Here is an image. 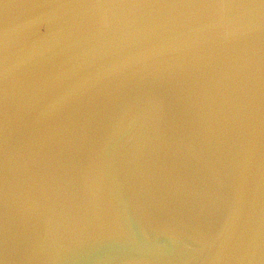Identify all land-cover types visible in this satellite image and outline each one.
<instances>
[{
    "label": "water",
    "instance_id": "water-1",
    "mask_svg": "<svg viewBox=\"0 0 264 264\" xmlns=\"http://www.w3.org/2000/svg\"><path fill=\"white\" fill-rule=\"evenodd\" d=\"M0 264H264V0H0Z\"/></svg>",
    "mask_w": 264,
    "mask_h": 264
}]
</instances>
